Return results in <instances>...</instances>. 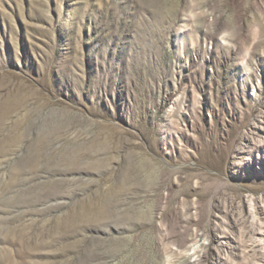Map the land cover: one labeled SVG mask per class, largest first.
<instances>
[{"label": "rangeland", "instance_id": "374dc122", "mask_svg": "<svg viewBox=\"0 0 264 264\" xmlns=\"http://www.w3.org/2000/svg\"><path fill=\"white\" fill-rule=\"evenodd\" d=\"M0 264H264V0H0Z\"/></svg>", "mask_w": 264, "mask_h": 264}]
</instances>
